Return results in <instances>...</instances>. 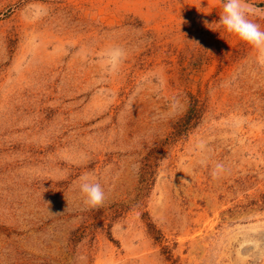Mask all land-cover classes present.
Instances as JSON below:
<instances>
[{"label": "rangeland", "instance_id": "obj_1", "mask_svg": "<svg viewBox=\"0 0 264 264\" xmlns=\"http://www.w3.org/2000/svg\"><path fill=\"white\" fill-rule=\"evenodd\" d=\"M220 10L0 0V264H264V51Z\"/></svg>", "mask_w": 264, "mask_h": 264}, {"label": "clouds", "instance_id": "obj_2", "mask_svg": "<svg viewBox=\"0 0 264 264\" xmlns=\"http://www.w3.org/2000/svg\"><path fill=\"white\" fill-rule=\"evenodd\" d=\"M220 4L218 23L224 30L252 48L264 51V27L257 22V18H264V9L257 7L250 0H220ZM79 179L83 204L89 209L102 206L106 193L96 177L85 173Z\"/></svg>", "mask_w": 264, "mask_h": 264}, {"label": "trees", "instance_id": "obj_3", "mask_svg": "<svg viewBox=\"0 0 264 264\" xmlns=\"http://www.w3.org/2000/svg\"><path fill=\"white\" fill-rule=\"evenodd\" d=\"M196 112V110L194 108H191L188 112V114L185 115L184 119H183V123H181L182 125V130H184L188 124H190V121L192 120V118L196 115L194 114Z\"/></svg>", "mask_w": 264, "mask_h": 264}]
</instances>
